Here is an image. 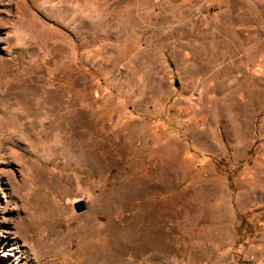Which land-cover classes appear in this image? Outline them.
<instances>
[{
    "label": "rangeland",
    "instance_id": "1",
    "mask_svg": "<svg viewBox=\"0 0 264 264\" xmlns=\"http://www.w3.org/2000/svg\"><path fill=\"white\" fill-rule=\"evenodd\" d=\"M0 264H264V0H0Z\"/></svg>",
    "mask_w": 264,
    "mask_h": 264
},
{
    "label": "water",
    "instance_id": "2",
    "mask_svg": "<svg viewBox=\"0 0 264 264\" xmlns=\"http://www.w3.org/2000/svg\"><path fill=\"white\" fill-rule=\"evenodd\" d=\"M72 206H73V208H74V210L76 212H80V211H82L85 208L84 203H83L82 200H76V201H74L72 203Z\"/></svg>",
    "mask_w": 264,
    "mask_h": 264
}]
</instances>
